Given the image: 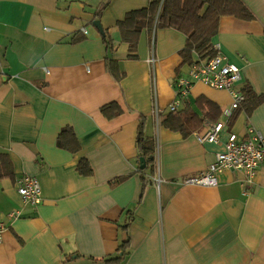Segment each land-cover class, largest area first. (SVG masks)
Listing matches in <instances>:
<instances>
[{"label":"crops","instance_id":"obj_1","mask_svg":"<svg viewBox=\"0 0 264 264\" xmlns=\"http://www.w3.org/2000/svg\"><path fill=\"white\" fill-rule=\"evenodd\" d=\"M151 1L162 0H0V173L12 172L0 176V264H100L92 258L114 254L126 235L129 253L119 264H264V164L251 181L226 169L215 186L181 182L207 169L230 132L252 126L264 135V102L249 115L235 110L230 124L223 113L230 93L196 81L175 112L188 105L203 118L196 131L206 120L224 121L219 141L200 143L195 131L165 126L172 84L197 55L183 62L181 31L143 27L138 57H127L117 21ZM241 1L254 18L220 16L211 41L240 68L235 88L260 94L264 0ZM102 33L113 42L120 81L106 66ZM111 101L122 112L108 119L100 107ZM140 115L157 142L145 186L136 168ZM64 126L76 135V153L56 144ZM81 158L91 174L78 172ZM24 175L39 181L37 205L17 192Z\"/></svg>","mask_w":264,"mask_h":264},{"label":"trees","instance_id":"obj_2","mask_svg":"<svg viewBox=\"0 0 264 264\" xmlns=\"http://www.w3.org/2000/svg\"><path fill=\"white\" fill-rule=\"evenodd\" d=\"M161 3V4H160ZM108 1L104 2L99 9L107 6ZM235 15L242 19H252L254 14L241 0H162L151 1L146 7L140 9H132L126 12L123 19L117 21L122 41L128 43V58H137V43L139 34L143 27L147 29L156 27H173L185 35V45L180 50L183 62L192 60V52L197 55V59L210 57L215 54L213 50L212 37L217 31L218 20L222 15ZM105 48L107 52L106 66L112 77L120 81L124 77V72L117 67V61L109 54L113 52L114 45L110 37L102 33ZM192 61L191 63H193ZM241 91L244 94V100L236 109L245 110L247 115L251 111L264 102V93L257 94L250 87L244 86ZM209 103V101H206ZM209 109H213V104H207ZM100 111L106 118H112L122 112V108L115 101L108 102L100 107ZM235 111V112H236ZM234 113L228 117V122L233 120ZM215 121L216 118H213ZM203 118H199L188 105L180 111H173L167 114L164 124L172 130L179 131L183 136L191 134L195 129L202 125ZM145 118L140 115V121L136 133L137 156L144 157L145 167L137 165V171L146 182V174L155 171L154 153L156 151L157 142L155 137L145 134L144 125ZM56 144L58 147L68 149L76 153L80 149V144L71 126L61 128ZM3 159V155L1 156ZM8 164V162H6ZM77 169L80 174H91V166L86 158L78 161ZM148 171V172H147ZM153 172L151 174H153ZM12 172L0 173L2 175H11ZM123 177H118L115 182H120ZM128 224H124L121 228L126 229ZM129 253V236L119 243L114 254L103 258L92 260L100 264H119Z\"/></svg>","mask_w":264,"mask_h":264},{"label":"built area","instance_id":"obj_3","mask_svg":"<svg viewBox=\"0 0 264 264\" xmlns=\"http://www.w3.org/2000/svg\"><path fill=\"white\" fill-rule=\"evenodd\" d=\"M215 54L210 57L196 59L190 66L187 75H179L174 80V99L168 104L170 112L176 111L182 99L190 92L194 82L199 81L216 89H224L230 93L231 102L224 109V116L227 118L240 106L244 100L241 90L235 88L241 78L240 68L229 62L228 58L220 51L217 43L213 44ZM153 59H149L152 61ZM157 114V109H156ZM224 121H205V128L194 133L200 142H218ZM223 150L216 152L214 160L207 169L195 175L181 179L183 184H195L203 186L217 185V175L226 169L241 171L246 175V180L251 181L256 169L264 164V135L247 126L245 135L238 136L230 132L223 143ZM156 170V167H155ZM17 192L24 203L39 204L41 202V187L35 176L24 175L17 180ZM17 217L18 213H9ZM4 221L0 213V243L3 239Z\"/></svg>","mask_w":264,"mask_h":264},{"label":"water","instance_id":"obj_4","mask_svg":"<svg viewBox=\"0 0 264 264\" xmlns=\"http://www.w3.org/2000/svg\"><path fill=\"white\" fill-rule=\"evenodd\" d=\"M138 161H139V167L141 169H143L145 167V159H144V157H139Z\"/></svg>","mask_w":264,"mask_h":264}]
</instances>
